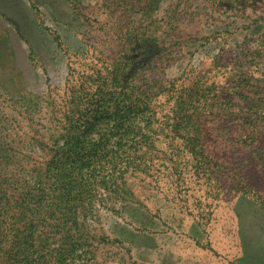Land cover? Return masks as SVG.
<instances>
[{"label":"rangeland","instance_id":"rangeland-1","mask_svg":"<svg viewBox=\"0 0 264 264\" xmlns=\"http://www.w3.org/2000/svg\"><path fill=\"white\" fill-rule=\"evenodd\" d=\"M0 264H264V0H0Z\"/></svg>","mask_w":264,"mask_h":264},{"label":"trees","instance_id":"trees-1","mask_svg":"<svg viewBox=\"0 0 264 264\" xmlns=\"http://www.w3.org/2000/svg\"><path fill=\"white\" fill-rule=\"evenodd\" d=\"M126 112V111H125Z\"/></svg>","mask_w":264,"mask_h":264}]
</instances>
